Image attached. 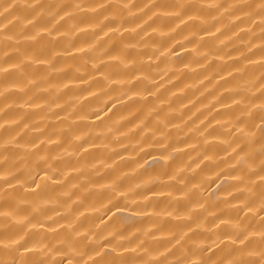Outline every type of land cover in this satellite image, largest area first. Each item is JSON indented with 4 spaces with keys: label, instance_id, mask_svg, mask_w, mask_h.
<instances>
[{
    "label": "clouds",
    "instance_id": "obj_1",
    "mask_svg": "<svg viewBox=\"0 0 264 264\" xmlns=\"http://www.w3.org/2000/svg\"><path fill=\"white\" fill-rule=\"evenodd\" d=\"M0 264H264V0H0Z\"/></svg>",
    "mask_w": 264,
    "mask_h": 264
}]
</instances>
